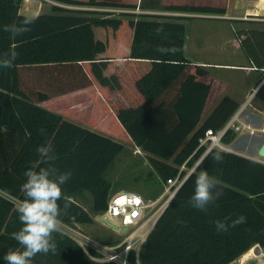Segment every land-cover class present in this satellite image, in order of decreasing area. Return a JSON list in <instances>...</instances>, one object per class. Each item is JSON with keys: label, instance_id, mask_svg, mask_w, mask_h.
<instances>
[{"label": "trees", "instance_id": "trees-1", "mask_svg": "<svg viewBox=\"0 0 264 264\" xmlns=\"http://www.w3.org/2000/svg\"><path fill=\"white\" fill-rule=\"evenodd\" d=\"M22 1L0 0V54L18 53L13 67L0 68V264L19 247L11 233L21 227L15 200L23 198L24 172L47 166L37 148L49 143L55 167L72 173L59 202L63 210L67 201L61 220L69 226L91 223L106 209L112 185L104 174L125 150L123 142L146 153L156 174L147 178L155 196L157 185L183 177L197 163L154 223L139 264H229L257 244L264 252V162L218 147L211 149L221 152L222 162L210 150L198 161L205 147L199 138L207 129L218 132L240 103L222 95L225 81L184 54L186 15L73 9L63 3L136 4L60 0L33 16L20 11ZM169 8L225 11L214 5ZM125 13L135 19L118 18ZM25 17L34 22L22 36L13 39L3 30ZM237 37L261 71L253 97L264 104V29L248 27ZM236 135L227 129L221 142L229 144ZM205 170L223 195L202 211L189 200L196 175ZM82 191L91 193L92 212L76 199ZM239 216L245 223L216 230L215 221L230 225ZM54 238L55 253L37 254L32 264H117L92 259L62 230Z\"/></svg>", "mask_w": 264, "mask_h": 264}, {"label": "rangeland", "instance_id": "rangeland-1", "mask_svg": "<svg viewBox=\"0 0 264 264\" xmlns=\"http://www.w3.org/2000/svg\"><path fill=\"white\" fill-rule=\"evenodd\" d=\"M80 1L87 2L89 0H80ZM116 1L117 3H121V4H136V7L125 8L122 6L109 7V6H101L94 4H67V3H63V6L71 7L73 9L116 10L117 13L118 11H134L136 13L154 11L155 13L175 14V13H170L175 11L167 10V8L169 7V5L172 3L173 0L171 1L170 0H116ZM175 1L178 2L186 1L189 4H196V5L198 4L199 6L206 4L207 2V0H175ZM216 1L218 2V4ZM169 2L170 4H168ZM227 2L228 0L210 1L212 5L222 7L225 10L224 11L225 13L228 7ZM52 4H62V2L60 0H23L22 3V5H24L23 10H25V12H28L30 8L39 9L40 12H47V11L49 12L50 6ZM147 6H154V7L151 8ZM238 12L240 15H243L244 9L241 8L236 11V14L231 13L228 15L236 17ZM34 13L35 12H33V14ZM192 13L193 12H190V14ZM253 14L251 16H255V14L254 15ZM186 17L187 18L184 19V21L186 22V31H187L186 33L187 46L185 48L186 54L193 58L196 56L199 57L193 59V61L195 62H197V60L201 61L202 63L199 64L204 65L212 73H214L219 78H221V80L225 81L226 87L223 90L222 95L227 94L232 96L240 103L239 105L240 107L246 101V99H248V97L252 93L253 88L257 87V85H250V84H253L256 81H258L261 71L252 70L250 71L249 74L246 73L245 70L240 68L239 66H236L237 68L227 67L226 65L216 66L214 63H221V65L249 63L248 58L243 54V52L240 49H237L236 47L232 46L231 43L227 44V36L230 35V37H237V33L239 31L244 30L245 27L247 28L250 27L252 29H258V30L264 29V15L262 14L260 16L262 17L261 20H253L252 24L251 23L248 24V22L246 23L238 20L234 21L232 19L215 20L213 17H208L207 15L206 16L186 15ZM118 18L135 19V16L132 14L125 13V14H121ZM206 41H207V45L211 46L212 48L211 52L208 53L205 50L202 52L201 55V49L206 44ZM249 86H251L250 90L248 89ZM254 107L260 109V111L253 110L256 111V113L252 114L251 112L248 115L247 113L251 111L252 108ZM263 115H264V104L257 98L251 97L250 102L249 103L247 102V105L244 107L241 117L244 120H248L249 122H252L254 126L257 127L260 126L259 128H261ZM259 134H264V130L255 129L252 133H250L245 131V129H243L240 133L239 132L237 133L235 138L229 144H225L226 150L242 153L244 155H247L248 157H254L259 161L264 162V158L258 156L257 152L253 150V145L257 140V137H259L258 136ZM123 144L125 146V150L116 157L115 162H113L108 167V169L104 174L105 177L110 180L112 185L113 190L111 189L110 194L117 191L118 187H123L124 185L125 187H128V185H132V187L130 188H135L134 185H136L137 189H139L140 187L143 190L145 189V191L147 192L152 190L153 185H151L150 183L151 181H147V180L151 176H154L156 174L151 171L152 169L149 165L146 153L141 148L135 146L131 142H123ZM145 181H147L148 183H146ZM143 183L147 185L146 188H144L145 185ZM163 186H164L163 189L168 188L166 182L162 185V187ZM2 193L5 194L7 197L12 198L7 193L4 192ZM76 199L85 208L91 211L92 196L89 191L80 192L76 197ZM97 215L98 214L94 216V220L91 223H75L72 226L78 228L79 230H82L84 233L88 234L91 238L100 240L102 242H104V240L111 242L115 240L119 241L121 236L117 232L112 231L106 224L101 222ZM260 253L261 252L256 253L253 251L252 255L256 256L258 254L259 256ZM241 262H243V264H264V255L261 254L256 259H254L253 257L248 260L245 259L243 256H240L236 258L234 261H232L230 264H241Z\"/></svg>", "mask_w": 264, "mask_h": 264}, {"label": "clouds", "instance_id": "clouds-1", "mask_svg": "<svg viewBox=\"0 0 264 264\" xmlns=\"http://www.w3.org/2000/svg\"><path fill=\"white\" fill-rule=\"evenodd\" d=\"M33 18L25 17L19 23L4 25V31L10 33L15 39L30 31ZM165 52L168 49H158ZM15 51L0 54V68H11L17 58ZM214 152V160L218 163L223 161V155L219 150L210 149ZM40 158L46 162V167L33 166L24 172L26 177L21 185L20 191L23 198L15 200V208L18 213L21 227L18 231L11 233L19 247L10 249L4 256L6 264H32L33 258L40 253H55L57 243L54 233L61 231V216L66 211L68 204L65 201L62 210L60 201L64 199L62 185L71 178L70 171L61 172L52 163L56 156L52 145L45 144L37 148ZM219 181L205 171L196 175L195 188L189 203L192 207L207 211L210 204H213L223 195L222 188L218 187ZM230 219V218H227ZM245 223V217L239 216L229 225L226 221H215L218 232L227 231L228 227H235Z\"/></svg>", "mask_w": 264, "mask_h": 264}, {"label": "built area", "instance_id": "built-area-1", "mask_svg": "<svg viewBox=\"0 0 264 264\" xmlns=\"http://www.w3.org/2000/svg\"><path fill=\"white\" fill-rule=\"evenodd\" d=\"M251 68L255 69L256 67L251 66ZM255 89L253 88L248 99L238 107L218 132L207 129L204 136L199 138V146L205 145V147L198 161L213 147L226 149L225 144L221 142V136L227 129H233L237 133H240L243 129L247 132H253L255 129L264 130V115L261 128H259L260 126L249 124L241 117L242 111L247 102L249 103L251 97H253ZM183 166L181 165V168ZM185 177L186 175L180 177L178 174L173 179L168 178L166 181L168 188L165 189L164 196L159 198H146L141 193L128 189H120L112 193L108 198L106 209L97 216L99 219L101 216L106 218L116 226V228H113L100 219L112 231L117 232L121 236L119 241L102 242L91 238L74 226L64 224H62L61 230L74 238L94 260L114 261L117 264H139V253L143 243L167 202ZM123 227H126V229L121 232ZM132 256L135 263L131 261Z\"/></svg>", "mask_w": 264, "mask_h": 264}, {"label": "crops", "instance_id": "crops-1", "mask_svg": "<svg viewBox=\"0 0 264 264\" xmlns=\"http://www.w3.org/2000/svg\"><path fill=\"white\" fill-rule=\"evenodd\" d=\"M171 1V0H170ZM210 1L211 0H207V2H206V4H203V5H196V4H190V5H193V6H197V7H201V6H207V5H212V3H210ZM214 1V0H213ZM229 1L230 0H228V2H227V4H228V6H229ZM217 2V1H216ZM232 2H233V0H232ZM22 3H23V1H22ZM210 3V4H209ZM166 4V3H165ZM168 4H170V2L168 3ZM184 4H189V3H187L186 1H183V2H178V1H175V0H173L172 1V3L169 5V7L170 6H172V5H184ZM217 4H218V2H217ZM26 5V4H25ZM23 7H24V5H22L21 4V7H20V11L22 12V13H24V14H27V15H37L38 13H40V11H39V9H32V8H30L29 9V11L28 12H25V10H23ZM33 7V6H32ZM147 7H151V8H153L154 6H147ZM167 8V10H171L170 8ZM228 8V7H227ZM232 8H233V14H236V11L237 10H239V9H244V13H243V15H240L239 14V12H238V14H237V16L236 17H234V16H231V15H228L229 13L227 12V9H226V13L224 12V13H222V12H204V11H182V10H172V11H175V12H170V13H175V14H173V15H194V16H208V17H213L215 20H230V19H232V20H234V21H242V22H248V24L249 23H251L252 24V21L253 20H261L262 19V17H260L262 14L264 15V0H234V2H233V5H232ZM31 10H33V11H31ZM33 12H35L34 14H33ZM48 12V11H47ZM150 12H152V11H150ZM154 12V11H153ZM186 12H188V13H186ZM190 12H193L192 14H190ZM203 13H205V14H203ZM207 13V14H206ZM255 14V16H251L252 14ZM227 14V15H226ZM253 14V15H254ZM260 18V19H259ZM232 24V23H231ZM231 26V25H230ZM245 28H247V27H245ZM186 33H187V31H186ZM185 33V44H184V54L188 57V58H191L192 60L193 59H195V58H199V57H191V56H188L187 54H186V52H185V48H186V39H187V34ZM193 38H194V36H193ZM194 40H195V38H194ZM194 40H193V42H194ZM225 41V40H224ZM228 43H231L232 44V46H234V47H236L237 49H240L242 52H243V54L248 58V56H247V54L245 53V51L242 49V47H241V45H240V41H239V38L238 37H230V35L229 36H227V44ZM201 45V44H200ZM211 46H208L207 45V41H206V44L202 47V49H201V55H202V52L203 51H205L206 50V52H208V53H210L211 52ZM249 59V58H248ZM249 61V60H248ZM195 62V61H194ZM196 63H202L201 61H198L197 60V62ZM216 66H227V67H234V68H237L236 66H239L240 68H242V69H244L245 70V72L246 73H249L250 74V71H252V70H255V69H253V68H251V63L249 62V63H247V64H222L221 65V63H214ZM257 82V81H256ZM256 82L255 83H253V84H250V85H256ZM249 90L251 89V86H249V88H248ZM248 90V91H249ZM253 110H258V111H260V109H258V108H256V107H254V108H252V110L251 111H249L247 114L249 115V113H251L252 112V114H255L256 113V111H253ZM253 116H255V115H253ZM244 120V119H243ZM244 121H247L249 124H251V125H253V123L252 122H249L248 120H244ZM242 134V133H241ZM242 136V135H241ZM244 136V135H243ZM239 154H242V153H239ZM248 157V156H247ZM250 158H253V159H255L254 157H250ZM165 182H162V185L164 184ZM127 185V184H126ZM135 186V188H130V187H132V185H128V187H125V185L123 186V187H118L117 188V190L119 189H128V190H133V191H137L138 193H141L144 197H146V198H159V197H163L164 196V191H165V189H163L164 188V186L162 187H160V186H158L157 185V188L159 187V192H158V194L155 196V195H152L149 191L147 192V191H145V189L143 190V189H141V188H139V189H137L136 187V185H134ZM254 247V246H253ZM253 247H251L249 250H247V251H245L243 254H241L240 256H243L245 259H250V258H253L254 257V259H256V258H258L261 254L262 255H264V252L261 250V248H260V254H259V256H258V254L256 255V256H253L252 255V252H253ZM239 256V257H240ZM234 261V260H233ZM231 263V262H230ZM229 263V264H230ZM241 264H243V262H241Z\"/></svg>", "mask_w": 264, "mask_h": 264}, {"label": "water", "instance_id": "water-1", "mask_svg": "<svg viewBox=\"0 0 264 264\" xmlns=\"http://www.w3.org/2000/svg\"><path fill=\"white\" fill-rule=\"evenodd\" d=\"M227 12L229 14H231L233 12V8H232V0L229 1V6L227 8ZM262 82V81H261ZM261 82L257 85L255 91L257 90V88L259 87V85L261 84ZM254 91V93H255ZM252 133V132H250ZM259 137H257V140L255 141L254 145H253V150L257 152V155L260 156V157H263L264 158V134H259L258 135ZM231 151V150H229ZM244 155V154H242ZM247 156V155H245ZM258 160V159H256ZM197 164V163H196ZM196 164L194 165V167L196 166ZM193 167V168H194ZM193 168L191 170H193ZM191 170L186 174V177L188 176V174L191 172ZM185 177V178H186ZM185 180V179H184ZM177 190V189H176ZM101 220H103L106 224L110 225L111 227L113 228H116V226L111 223L110 221H108L106 218L104 217H100ZM126 229V227H123L121 229V232H123L124 230ZM253 251L256 252V253H259L260 252V246L257 244L253 247Z\"/></svg>", "mask_w": 264, "mask_h": 264}]
</instances>
